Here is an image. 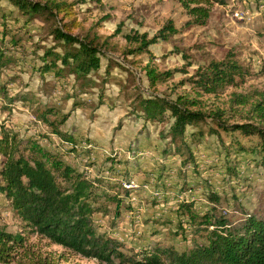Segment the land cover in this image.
Wrapping results in <instances>:
<instances>
[{
    "label": "rangeland",
    "instance_id": "obj_1",
    "mask_svg": "<svg viewBox=\"0 0 264 264\" xmlns=\"http://www.w3.org/2000/svg\"><path fill=\"white\" fill-rule=\"evenodd\" d=\"M60 1L74 4L73 35L96 34L100 43L107 42L102 48L101 67L92 76L99 86L80 94L72 77L57 80L50 74L42 75L41 56L53 47L50 32L56 21L45 23L39 18L27 22L3 0L0 48L10 63L0 71V86L7 93V99L0 95V125L20 138L38 140L91 178L117 183L112 192L120 196L125 195L123 183L132 180L138 185L131 193L134 201L123 198L118 217L114 218L113 207L107 217H93L95 229L118 241L125 254L140 258L154 246L183 252L201 242L200 237L192 236L193 228L178 223L175 210L182 201L195 200L201 211L213 207L230 222L257 212L264 191V169L257 156L235 152L229 145L231 135L220 131L219 138L204 134L193 141L190 146L195 161L184 167L177 156L165 158L161 154L168 143L162 135L171 120L166 117L162 123L147 122L135 106L139 98L150 96L170 101L192 99L199 105L196 108L205 112L221 110L228 124L240 122L237 113L264 98V0H223L224 4L213 5L205 26L188 24L190 19L177 0ZM59 21L61 25L69 22ZM168 24L175 32L163 40L159 32ZM142 35L146 40L156 38L155 43L145 53H131L135 44L129 38ZM226 60L248 72L244 83L227 86L217 94L200 90L195 83L199 72ZM149 68L170 73V77L151 85L146 75ZM239 96L249 103L233 101ZM50 108L56 109L58 116L70 114L60 131L76 139L73 150L39 120V115ZM48 119L59 117L49 115ZM191 131L188 128V133ZM236 136L246 147L256 142L253 137ZM112 158L116 162L113 171L108 169ZM184 181L192 187L185 192ZM211 191L219 198L216 203L207 201ZM0 227L11 234H23L31 249L50 255L57 264H106L26 234L2 197ZM111 264L121 263L114 260Z\"/></svg>",
    "mask_w": 264,
    "mask_h": 264
},
{
    "label": "trees",
    "instance_id": "obj_2",
    "mask_svg": "<svg viewBox=\"0 0 264 264\" xmlns=\"http://www.w3.org/2000/svg\"><path fill=\"white\" fill-rule=\"evenodd\" d=\"M7 1L27 22L40 18L45 23H57L50 32L53 47L45 50L41 56L42 66L39 69L42 75L50 74L57 80L72 77L75 89L80 94L99 86L92 76L101 67L102 48L106 47L107 42L100 43V37L96 34L87 33L80 37L71 33L70 29L76 27L74 18H71L73 3L60 0ZM177 2L189 17L188 24L196 26L208 23L214 4H224L223 0ZM60 19H68L69 22L61 25ZM174 32V28L168 24L160 30L159 36L165 40ZM128 41L135 44L131 53L141 54L155 43L156 38L146 40L145 35L131 36ZM8 63L9 58L0 48V71ZM199 73L195 82L197 87L205 93L217 94L227 86L244 83L248 72L236 62L226 60L211 63ZM146 75L151 85L170 77V73H158L153 68L147 69ZM0 95L2 99H7L3 86H0ZM233 101L242 105L249 103L240 96ZM73 105L76 107L77 104ZM196 107L199 105L192 99L177 97L175 101H170L165 97L150 96L139 98L135 109L150 123H162L166 117L171 120L168 130L162 135L168 143L161 154L165 158L177 156L184 167L195 161L190 146L193 141H198L204 134L219 138L221 131L231 135V149L257 156L264 169V98L253 102L249 110L237 113L240 122L231 124L219 109L205 112ZM49 115L59 119L49 121ZM58 115L56 109L50 108L38 118L48 126L51 134L59 136L73 150L76 139L60 131L70 114ZM204 127H207L206 131ZM188 128L192 129L190 133ZM236 135L253 137L256 142L246 147ZM0 158V198L10 204L14 215L22 222L25 233L34 234L69 253L106 264L114 260L121 264H264V191L262 207L257 212L245 214L236 222L218 215L213 207L199 210L195 200L180 202L175 210L178 223L182 227V223H185L193 228L192 236L200 237L201 242L183 252L154 246L137 258L138 255L125 254L118 241L99 233L93 225V217L98 214L107 217L111 213L110 207H113L114 218L118 217L124 207L123 198L130 202L132 192L123 188L124 197L112 192L117 189V183L91 178L64 162L59 154L41 146L38 140L20 138L3 125H0ZM115 163V158L110 159L108 169L113 171ZM195 184L198 185V182ZM183 185L184 188H181L184 192L192 188L187 181ZM218 200L214 192L207 194L209 203ZM129 207L132 208V205ZM0 264L57 263L50 255L43 256L41 252L31 249L23 234H11L0 227Z\"/></svg>",
    "mask_w": 264,
    "mask_h": 264
},
{
    "label": "built area",
    "instance_id": "obj_3",
    "mask_svg": "<svg viewBox=\"0 0 264 264\" xmlns=\"http://www.w3.org/2000/svg\"><path fill=\"white\" fill-rule=\"evenodd\" d=\"M236 16H238V14H236ZM122 187L126 190H129L130 192H135L138 189V185L132 180L123 183ZM132 201H134V198L131 195L130 202Z\"/></svg>",
    "mask_w": 264,
    "mask_h": 264
},
{
    "label": "crops",
    "instance_id": "obj_4",
    "mask_svg": "<svg viewBox=\"0 0 264 264\" xmlns=\"http://www.w3.org/2000/svg\"><path fill=\"white\" fill-rule=\"evenodd\" d=\"M92 170H90V172H91Z\"/></svg>",
    "mask_w": 264,
    "mask_h": 264
}]
</instances>
